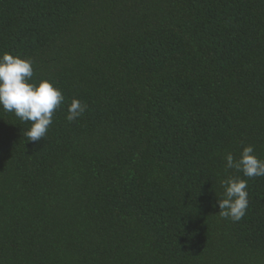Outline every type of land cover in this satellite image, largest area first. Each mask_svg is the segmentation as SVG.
Wrapping results in <instances>:
<instances>
[{
    "label": "trees",
    "instance_id": "obj_1",
    "mask_svg": "<svg viewBox=\"0 0 264 264\" xmlns=\"http://www.w3.org/2000/svg\"><path fill=\"white\" fill-rule=\"evenodd\" d=\"M4 52L65 100L38 142L0 108V264H264V176L224 160H264V0H0Z\"/></svg>",
    "mask_w": 264,
    "mask_h": 264
},
{
    "label": "clouds",
    "instance_id": "obj_2",
    "mask_svg": "<svg viewBox=\"0 0 264 264\" xmlns=\"http://www.w3.org/2000/svg\"><path fill=\"white\" fill-rule=\"evenodd\" d=\"M34 68L30 59L4 52L0 55V108L13 113L20 121L30 122L24 132L28 141L43 139L53 122L55 110L62 105L65 97L50 80L33 81ZM79 99L68 105L66 119L76 120L86 111ZM226 169H235L248 178L264 176V160L255 155L252 145L243 148L239 159L228 152L224 156ZM223 192L217 197L219 215L224 219L239 221L248 208L247 181L229 177L220 181Z\"/></svg>",
    "mask_w": 264,
    "mask_h": 264
}]
</instances>
